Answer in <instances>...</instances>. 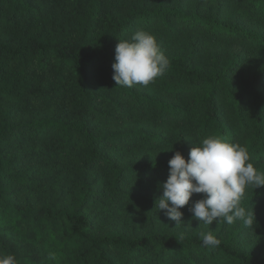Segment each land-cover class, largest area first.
Returning a JSON list of instances; mask_svg holds the SVG:
<instances>
[{
	"label": "trees",
	"instance_id": "trees-1",
	"mask_svg": "<svg viewBox=\"0 0 264 264\" xmlns=\"http://www.w3.org/2000/svg\"><path fill=\"white\" fill-rule=\"evenodd\" d=\"M123 1L80 0L72 15L73 27L51 33L33 27L38 20L63 15L31 0H0V25L31 26L10 39L0 38V254L15 255L18 264H264V247L251 248L243 227L161 226L139 234L95 231L88 207L96 197L155 205L161 196L135 192L129 180L166 182L168 161L174 156L122 164L107 146L125 148L136 143L154 149L168 138L143 127L100 131L98 119L134 114L160 124L186 122L189 132L177 136L178 151L186 160L194 143L217 136L245 146L254 167L264 172V60L250 70L244 66L242 51L202 58L203 48L193 42L166 56L170 66L151 89L118 87L112 67L117 44L139 26L157 27L174 36L201 31L210 39L236 41L240 50L255 53L264 52V29L218 12L187 10L181 3L164 1L153 6L144 0L120 15ZM238 1L248 20L264 24V0ZM57 98L70 101L72 116L16 121V107L9 104L16 101L30 108ZM45 139L53 146L49 152H13L15 144ZM63 155L80 157L83 179L76 200L69 205L51 198L39 206L27 199L18 201V189L35 180L25 169L27 163ZM99 168L108 172L109 179L96 186L98 179L89 175ZM261 204L264 187L252 188L241 200L247 208ZM201 232H212L220 245L203 247Z\"/></svg>",
	"mask_w": 264,
	"mask_h": 264
},
{
	"label": "rangeland",
	"instance_id": "rangeland-1",
	"mask_svg": "<svg viewBox=\"0 0 264 264\" xmlns=\"http://www.w3.org/2000/svg\"><path fill=\"white\" fill-rule=\"evenodd\" d=\"M34 5L42 8L50 9L55 13L63 16L55 19L38 20L33 29L44 28L49 32H57L62 27H73L74 15L78 10L80 0H31ZM150 5H158L164 1L167 5H175L181 3L187 10H199L202 12H218L221 16L230 20L239 19L247 21L250 25L261 27L264 29V24L257 21L247 19L244 8L238 0H146ZM144 0H124L118 14L124 15L133 4L140 5ZM106 10L103 11L104 17ZM70 16V18H68ZM102 17V18H103ZM72 21V22H71ZM104 22V20H102ZM31 27L30 24L20 25L18 29L10 24L2 23L0 25V38L10 39L17 33ZM137 30H145L152 33L157 40L160 50L166 55H173L177 51L185 50L191 43L198 44L203 48L202 58L211 56L215 52H221L225 57L232 53L242 51L245 54V65L250 70L256 69L264 60L263 53H255L250 50H240V45L236 41H217L208 38L204 32L186 30L181 34L174 36L166 34L157 27L145 28L139 26ZM136 30V31H137ZM135 31V32H136ZM134 33V32H133ZM133 33L127 34V39ZM140 88H155L153 83L148 86L136 85ZM9 104L16 107V121L29 120L34 117H46L51 115L72 116L73 109L70 106L69 100L57 98L48 104L37 103L30 108L19 106L16 101H10ZM98 128L100 131H122L132 130L143 127L144 129L161 133L168 138L165 145L149 149L140 144H131L125 148H118L113 145L107 146L112 157L119 159L122 164L131 161H152L160 157H170L179 150L177 136L180 132H189L186 122L172 121L166 124H160L150 118H143L134 114H128L118 120L98 119ZM191 140V136H188ZM14 153L22 154L29 151H39L44 149L47 152L53 149V146L46 139L34 143L25 141L15 144ZM173 148V149H172ZM171 150V151H170ZM80 157L78 156H59L54 160H34L27 163L25 169L31 173L35 180H29L23 184L22 188L17 191L18 201L22 202L25 199L35 203L37 206L45 201L54 198L61 201L62 204L71 205L77 197V194L82 186L83 171L78 168ZM259 170V169H258ZM108 172L103 168H99L96 172L89 175V179H98L96 186L104 185L109 177ZM129 187L135 191L148 195L162 196L163 189L159 187L160 180H153L147 183L138 182L134 178H130ZM27 185V187H26ZM252 188L246 189L245 198ZM204 194H194L189 204L188 209L182 208L184 213L181 224L176 227V222L169 220L164 211L155 209V205H136L124 199L108 200L104 197H96L94 203L88 207L91 215L94 218L95 231L104 233L107 230L124 231L129 234H139L151 231L161 226H167L171 229H191L200 228H216L222 225L226 229L235 227H243L242 235L245 237L247 244L251 248L264 247V204L257 205L254 208L257 225L254 228L245 227L242 222L237 221L233 225H228L226 222H213L212 225L203 224L196 220L193 214L189 211L192 204L199 199H202ZM242 198V199H243ZM247 208V207H245Z\"/></svg>",
	"mask_w": 264,
	"mask_h": 264
},
{
	"label": "clouds",
	"instance_id": "clouds-1",
	"mask_svg": "<svg viewBox=\"0 0 264 264\" xmlns=\"http://www.w3.org/2000/svg\"><path fill=\"white\" fill-rule=\"evenodd\" d=\"M169 66L170 60L160 50L156 37L137 30L116 46L113 80L118 87L148 86L163 76ZM194 145L187 160L176 151L168 161L169 176L159 184L163 195L155 200V209L163 210L177 227L184 224L181 209L194 194H204L189 208L196 220L206 225L221 221L233 225L240 221L245 227L254 228V208L241 206V200L246 189L264 187V172L254 167L247 148L217 136H208ZM180 238H184L183 233ZM200 239L203 247L211 249L221 243L212 232H201ZM0 264L18 262L15 255L0 254Z\"/></svg>",
	"mask_w": 264,
	"mask_h": 264
}]
</instances>
